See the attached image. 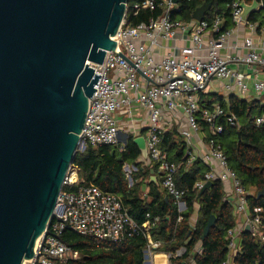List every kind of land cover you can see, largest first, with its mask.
Listing matches in <instances>:
<instances>
[{"label":"built area","instance_id":"2783aa9c","mask_svg":"<svg viewBox=\"0 0 264 264\" xmlns=\"http://www.w3.org/2000/svg\"><path fill=\"white\" fill-rule=\"evenodd\" d=\"M255 1L232 0L228 4L231 25H227L224 14L203 20L193 16L191 20L175 19L174 12L180 10L178 0L138 1L134 4L136 14L142 9L159 14L132 25L126 8L113 37L118 41L116 48L106 52L102 64L88 62L101 77L89 99L80 134L81 151L87 145H118L124 150L126 142L120 140V133L127 135V141L130 134L136 136L130 129L142 121L147 125L148 159L158 164L162 185L179 210L185 207L186 190L177 187L175 175L181 168L202 161L207 171L196 186L200 190L207 181H221L224 197L233 203L238 216L237 224L226 235L228 252L223 264H235L248 224L253 228L251 235L264 241V209L249 208L251 192L229 166L220 143L224 116L229 124L240 125L237 116L226 109L231 96L257 101L264 107V20L251 19L254 11L262 9L263 2L257 1L258 5L244 15L245 6ZM204 93L223 95L225 105L214 103L202 108ZM139 110L145 117L137 115ZM255 123L264 124V112ZM174 127L185 143V156L179 161L170 160L161 148L163 135ZM137 169L136 165H124L130 186L132 173ZM65 185L74 189L62 188L53 218L37 240L34 257L25 264H68L69 259H78L80 252L59 237L67 228L92 237L97 246L143 232L148 238L145 255L149 258L157 252L161 243L152 238L151 228L158 218L140 225L129 214L120 195L82 179L74 164ZM182 219L180 215L178 222ZM196 222L197 214L190 222L192 229ZM196 251L203 254L202 242ZM186 252L183 246L168 255L182 257Z\"/></svg>","mask_w":264,"mask_h":264},{"label":"water","instance_id":"95a60500","mask_svg":"<svg viewBox=\"0 0 264 264\" xmlns=\"http://www.w3.org/2000/svg\"><path fill=\"white\" fill-rule=\"evenodd\" d=\"M128 1L0 0V264L33 258L53 218L101 77L88 62L102 64L116 48ZM211 6L193 17L203 20ZM135 142L148 159L145 137ZM215 224L212 215L202 240Z\"/></svg>","mask_w":264,"mask_h":264},{"label":"trees","instance_id":"16d2710c","mask_svg":"<svg viewBox=\"0 0 264 264\" xmlns=\"http://www.w3.org/2000/svg\"><path fill=\"white\" fill-rule=\"evenodd\" d=\"M142 0H129L127 4L128 22L132 25L149 20L159 11L142 9L135 13L134 4ZM180 10L174 12L175 19L191 20L194 11L202 4L212 2L205 13V19L216 14H224L227 25H231V10L228 4L232 0H178ZM251 3L253 0H246ZM263 2L264 0H256ZM264 11H254L252 20L263 19ZM214 103L224 104V96L217 93H204L201 98L202 108H209ZM226 109L239 119V126H233L221 119L224 130L220 143L227 154L229 166L237 173L244 186L250 190L249 208L262 207L264 196L258 192L264 189V124L257 126L255 120L264 112V107L257 101H247L236 96L230 97V106ZM203 124V123H202ZM203 124V128H205ZM136 136L130 134L126 147L121 150L118 145H87L84 151L78 150L74 165L79 168V175L87 182L94 183L101 189L116 193L122 197L129 214L140 225L148 219L154 221L151 236L160 241L157 252H176L186 247L182 257H170L171 264H223L227 257L226 235L229 229L237 224V213L232 202L225 199L223 184L214 181L201 197L196 186L204 177L207 166L200 160L187 168H181L175 175L179 189L184 194L185 207L179 210L173 197L167 193L158 174V164L152 159H143L141 150L135 142ZM161 148L168 153L172 161L182 160L185 156V143L177 128L169 129L163 135ZM125 163L136 165L137 171L132 173L133 184L124 171ZM153 177L156 180H152ZM147 187L148 190H144ZM73 187L64 186L63 190ZM197 204L199 208L197 210ZM197 214L196 227L192 229L191 220ZM264 214V212H263ZM183 219L178 222V217ZM212 215L216 216V224L209 235L202 240L204 229ZM60 239L68 246L80 252L78 259H69L68 264H144L145 250L148 244L147 235L143 232L126 236L118 241L106 242L97 246L90 236L79 234L69 228L60 234ZM203 244V254L196 251L198 244ZM264 264V241L251 233H243L242 249L235 264Z\"/></svg>","mask_w":264,"mask_h":264},{"label":"crops","instance_id":"0c3cea01","mask_svg":"<svg viewBox=\"0 0 264 264\" xmlns=\"http://www.w3.org/2000/svg\"><path fill=\"white\" fill-rule=\"evenodd\" d=\"M137 115L142 117V118L145 117V114H144V112L142 110H139L137 112ZM143 124L144 123L142 121H139V123H137L134 126L133 130L130 129V132H134L136 137H139V136H144L145 137L147 125L144 126ZM126 137L127 136L122 134V138L120 140L123 141V142L124 141L126 142ZM144 190L147 191L148 188L145 187ZM198 208H199V205L197 204V210H198ZM159 255H161V256H159ZM150 258H151L150 261H149L150 264H171L170 257L168 255V253H166V252H156V253H154V255H151ZM162 260H164V261H162Z\"/></svg>","mask_w":264,"mask_h":264},{"label":"rangeland","instance_id":"374dc122","mask_svg":"<svg viewBox=\"0 0 264 264\" xmlns=\"http://www.w3.org/2000/svg\"><path fill=\"white\" fill-rule=\"evenodd\" d=\"M261 16H264V11H263L262 14L260 15V17H261ZM79 150H81V149L79 148ZM150 259H151V258L149 257L147 261H150Z\"/></svg>","mask_w":264,"mask_h":264},{"label":"bare ground","instance_id":"6f19581e","mask_svg":"<svg viewBox=\"0 0 264 264\" xmlns=\"http://www.w3.org/2000/svg\"><path fill=\"white\" fill-rule=\"evenodd\" d=\"M159 256H161V255H159ZM165 258V257H164ZM159 260V259H158ZM162 261H164V260H162Z\"/></svg>","mask_w":264,"mask_h":264}]
</instances>
